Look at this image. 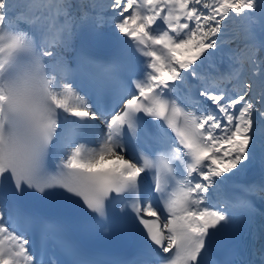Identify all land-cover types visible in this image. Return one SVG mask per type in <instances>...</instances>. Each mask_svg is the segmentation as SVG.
<instances>
[{
  "label": "snow or ice",
  "instance_id": "1",
  "mask_svg": "<svg viewBox=\"0 0 264 264\" xmlns=\"http://www.w3.org/2000/svg\"><path fill=\"white\" fill-rule=\"evenodd\" d=\"M70 231L264 264V0H0V264H101Z\"/></svg>",
  "mask_w": 264,
  "mask_h": 264
},
{
  "label": "bare ground",
  "instance_id": "2",
  "mask_svg": "<svg viewBox=\"0 0 264 264\" xmlns=\"http://www.w3.org/2000/svg\"><path fill=\"white\" fill-rule=\"evenodd\" d=\"M236 30L239 31V26H237V29ZM258 35H260V34L258 33Z\"/></svg>",
  "mask_w": 264,
  "mask_h": 264
}]
</instances>
